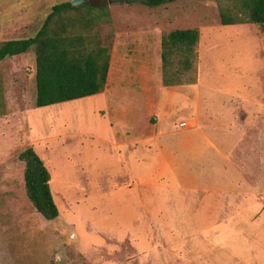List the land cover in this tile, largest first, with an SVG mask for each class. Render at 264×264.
Returning <instances> with one entry per match:
<instances>
[{
	"label": "rangeland",
	"instance_id": "rangeland-1",
	"mask_svg": "<svg viewBox=\"0 0 264 264\" xmlns=\"http://www.w3.org/2000/svg\"><path fill=\"white\" fill-rule=\"evenodd\" d=\"M62 1L70 0H0V42L33 36ZM222 1L150 8L85 0L107 7L112 19L101 29L111 54L107 97L36 107L33 49L0 62V264H137L134 254L152 249L126 239L142 231L135 216L201 212L259 219L239 221L250 226L230 244L207 239L167 251L208 264H264L263 174L248 187L253 174L240 166L237 186H216L205 171L210 164L225 178L230 171L215 149L223 153L218 136L227 130L219 118H264V26L221 25ZM177 28L199 30L195 87H163L154 71V40ZM155 92L163 97L156 115ZM28 147L50 174L55 219L42 217L25 194L18 155Z\"/></svg>",
	"mask_w": 264,
	"mask_h": 264
},
{
	"label": "trees",
	"instance_id": "trees-1",
	"mask_svg": "<svg viewBox=\"0 0 264 264\" xmlns=\"http://www.w3.org/2000/svg\"><path fill=\"white\" fill-rule=\"evenodd\" d=\"M51 6L33 36L0 42V62L27 53L35 55V106L46 107L102 93L110 68V47L101 40V29L111 23L107 7ZM158 8L176 0H117ZM220 24L264 26V0L218 2ZM197 28H177L161 34V82L164 87L191 85L198 79ZM18 159L24 162L25 194L34 209L47 220L58 217L50 190V174L36 152L28 147Z\"/></svg>",
	"mask_w": 264,
	"mask_h": 264
},
{
	"label": "crops",
	"instance_id": "crops-1",
	"mask_svg": "<svg viewBox=\"0 0 264 264\" xmlns=\"http://www.w3.org/2000/svg\"><path fill=\"white\" fill-rule=\"evenodd\" d=\"M160 41L161 35L154 40V71L155 74H158L161 78V70L158 69L159 67L161 68ZM108 84L109 72L105 89L100 93L104 97H107L109 93H111L107 89ZM196 85L197 84L195 83L186 86L195 87ZM162 100L163 97L159 93L156 95L155 92V115L157 113V108L159 107L158 104ZM133 104L134 103H131L129 108H132ZM136 106L138 108L140 103L136 104L135 107ZM150 107L153 108V105L150 104ZM218 120L221 121V124L227 126V130L218 136L220 140L219 144L223 153L220 152L217 146H215V149L219 155L221 154L222 159L226 161V165H224L222 169L224 170L227 166L230 171H228L229 174H227L226 178L225 176L223 177L222 175L217 174L222 172L216 164H210L205 171L213 172L212 181H215L216 186H223V181H227L228 184H226V186H229L231 182L233 183L232 185L237 186L238 180L234 178L233 174H240L239 167L246 165L249 168V173H252L253 176L251 175L248 180L245 179V182L248 187H254L255 183L259 180L258 174L262 173L264 176V118L251 117L236 119L233 117H221ZM234 133L237 134L235 135ZM203 134V132H200V136L202 135L206 138L205 136L207 135ZM230 137L233 139L232 142L228 140L231 139ZM234 153L238 154L237 156H239V159L242 158V162L234 160ZM212 167L214 170H212ZM207 179H210V177ZM207 187L208 186L205 188ZM257 195L260 197L259 194ZM252 196L254 200V194H252ZM135 217V224L140 223V226L137 227L141 228L142 231H136V234L128 235L126 239L140 248H143V245L149 244L152 249L148 254H144L143 252L135 253L133 260L136 261L137 264H208L207 261H196V259H179V256H174L170 251H167L166 247L170 245H189L190 247L196 244L199 246L203 245L207 239H209L210 242H218V244H222L223 242L230 244L232 243V237L238 235L240 227H245V225L250 226L249 223L240 224L238 223L239 221L254 222L259 219V217L254 214L232 212L169 214L141 213L138 218L137 216ZM227 238H229V240L224 241ZM129 262L130 261L125 260L123 264H130Z\"/></svg>",
	"mask_w": 264,
	"mask_h": 264
},
{
	"label": "water",
	"instance_id": "water-1",
	"mask_svg": "<svg viewBox=\"0 0 264 264\" xmlns=\"http://www.w3.org/2000/svg\"><path fill=\"white\" fill-rule=\"evenodd\" d=\"M71 3L72 5L85 4V0H72Z\"/></svg>",
	"mask_w": 264,
	"mask_h": 264
},
{
	"label": "built area",
	"instance_id": "built-area-1",
	"mask_svg": "<svg viewBox=\"0 0 264 264\" xmlns=\"http://www.w3.org/2000/svg\"><path fill=\"white\" fill-rule=\"evenodd\" d=\"M186 126H187V123H186V122H181V123L179 124V127H181V128L186 127Z\"/></svg>",
	"mask_w": 264,
	"mask_h": 264
}]
</instances>
